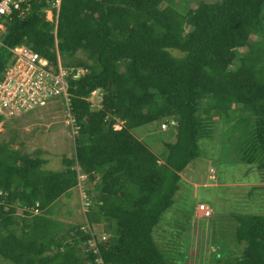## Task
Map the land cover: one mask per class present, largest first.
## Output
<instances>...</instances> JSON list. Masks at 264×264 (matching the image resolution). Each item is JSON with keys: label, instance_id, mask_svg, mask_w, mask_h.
I'll return each mask as SVG.
<instances>
[{"label": "trees", "instance_id": "16d2710c", "mask_svg": "<svg viewBox=\"0 0 264 264\" xmlns=\"http://www.w3.org/2000/svg\"><path fill=\"white\" fill-rule=\"evenodd\" d=\"M54 1L29 0L27 16L7 20L0 72L20 45L57 67L56 41L62 67L84 70L67 79L74 154L62 157L63 171H45L40 156L0 141V259L96 264L84 226L51 218L83 176L95 190H85L88 209L104 224L91 230L105 264H171L154 230L217 122L236 161L264 173V0L199 2L184 13L175 0H61L55 35L46 19ZM155 123L169 126L161 155L133 134ZM235 220L242 251L217 264H264V216Z\"/></svg>", "mask_w": 264, "mask_h": 264}, {"label": "rangeland", "instance_id": "374dc122", "mask_svg": "<svg viewBox=\"0 0 264 264\" xmlns=\"http://www.w3.org/2000/svg\"><path fill=\"white\" fill-rule=\"evenodd\" d=\"M175 1L177 11L184 13L187 7L195 8L199 2L220 0ZM78 57L82 56L79 54ZM98 98V93H93V107L98 105ZM121 125H116L115 129H120ZM72 126L65 102H57L18 118L5 119L0 123V141L12 142V148L40 156L46 161L43 170L61 172L64 169L62 157L70 158L74 154L76 128ZM225 129L222 122H217L212 135L200 140L201 156L181 174L180 190L174 197V204L154 230V240L171 264H217L218 255L227 252L233 256L227 254L225 257L232 260L244 246L236 241L238 224L235 218L242 214L264 216V173L236 161L225 143ZM168 131L161 128L160 123H155L137 128L133 134L153 153L161 155ZM86 189L95 193L92 182L80 176L79 188L53 204L51 218L62 228L83 225L102 233L104 224L88 209L91 200L86 198ZM200 204L211 211L210 218H202L201 212L196 214ZM37 214L33 212V215ZM195 241L202 251L197 248L199 252L193 255ZM0 264L14 263L1 258Z\"/></svg>", "mask_w": 264, "mask_h": 264}, {"label": "built area", "instance_id": "2783aa9c", "mask_svg": "<svg viewBox=\"0 0 264 264\" xmlns=\"http://www.w3.org/2000/svg\"><path fill=\"white\" fill-rule=\"evenodd\" d=\"M28 1L0 0V39L6 30V22L11 16L14 14L21 18L27 16L29 7H24V5ZM60 2L61 0H55L52 7L46 10V19L55 25L54 35L56 34ZM54 9L56 10L55 13ZM0 45H2L1 40ZM9 52L11 54L10 62L0 72V114L5 119L18 118L37 109L45 108L49 104L57 102L62 104V102H65L70 122L74 126V120L70 114L67 79L71 76L78 79L85 73L84 70L75 71L73 68L65 69L62 67L57 41L55 42L57 67L52 66L46 58L26 45L10 48ZM171 125H175V122L172 121ZM168 127L167 124L161 126L163 129H168ZM197 210L202 213V218L212 216L211 211L203 204H200ZM82 230L90 236L87 246L88 250L97 255L95 263L105 264L100 255L99 241L96 234L92 232L90 227H83ZM100 240H106V236L102 235Z\"/></svg>", "mask_w": 264, "mask_h": 264}, {"label": "crops", "instance_id": "0c3cea01", "mask_svg": "<svg viewBox=\"0 0 264 264\" xmlns=\"http://www.w3.org/2000/svg\"><path fill=\"white\" fill-rule=\"evenodd\" d=\"M197 211H198V210H197ZM197 211H196V214L200 213V212H197ZM200 216H201V215H200ZM198 217H199V216H198ZM210 244H211V243H210ZM197 248H198L199 250L202 249V248L200 249V247H199V243H197V242L195 241V242L192 244V249H193V250H192V254H193V255H194L195 253H198V252H199V250H198ZM197 250H198V251H197ZM190 251H191V250H190ZM201 251H202V250H201ZM213 251L216 252L215 250H213ZM227 254H230V255L233 256V254H232L231 252H227L225 255H227ZM225 255H224V256H225ZM238 255H239V254H238ZM238 255H236V256H238ZM234 256H235V255H234Z\"/></svg>", "mask_w": 264, "mask_h": 264}]
</instances>
